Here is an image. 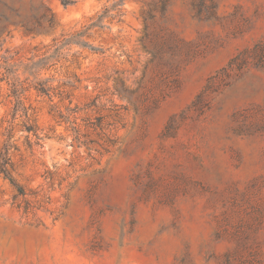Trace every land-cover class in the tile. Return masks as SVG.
Segmentation results:
<instances>
[{"label": "rangeland", "instance_id": "1", "mask_svg": "<svg viewBox=\"0 0 264 264\" xmlns=\"http://www.w3.org/2000/svg\"><path fill=\"white\" fill-rule=\"evenodd\" d=\"M73 1L0 18V264H264V0Z\"/></svg>", "mask_w": 264, "mask_h": 264}, {"label": "trees", "instance_id": "2", "mask_svg": "<svg viewBox=\"0 0 264 264\" xmlns=\"http://www.w3.org/2000/svg\"><path fill=\"white\" fill-rule=\"evenodd\" d=\"M60 3L64 6H70L74 3L73 0H59ZM0 7L2 11L0 13V18L4 21L2 23H7L11 25L19 24L26 32H39L45 28H51L53 25V16L50 12V8L46 4L45 0H40L39 8L44 10V13L38 14L36 13L37 9L34 7L29 8V13L35 12L36 14H31L30 18H24L22 16V6L19 0H0ZM93 27L92 25L85 28L83 31L78 32L72 35L69 38H66L64 43L67 44H77L82 47L88 46L86 42L81 41V37L87 35V31ZM42 69V68H41ZM41 70H37L34 75H38ZM46 80H38L35 85V91L40 95H49L53 88L47 84ZM16 93V91H14ZM33 130H27V132H31ZM40 140V138H38ZM8 150L9 146L5 144L0 152V174H2L3 178L6 179L16 190L19 195H23V188L19 186L15 179L12 177L10 173V162L8 158Z\"/></svg>", "mask_w": 264, "mask_h": 264}]
</instances>
